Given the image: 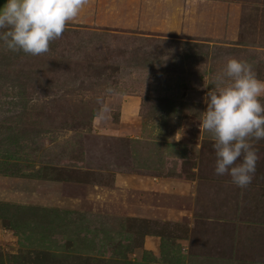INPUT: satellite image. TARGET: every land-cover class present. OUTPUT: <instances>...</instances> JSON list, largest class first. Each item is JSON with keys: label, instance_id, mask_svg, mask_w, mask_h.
Returning a JSON list of instances; mask_svg holds the SVG:
<instances>
[{"label": "rangeland", "instance_id": "obj_1", "mask_svg": "<svg viewBox=\"0 0 264 264\" xmlns=\"http://www.w3.org/2000/svg\"><path fill=\"white\" fill-rule=\"evenodd\" d=\"M233 57L264 81V46L78 24L42 55L0 40V264H264V139L241 188L199 124Z\"/></svg>", "mask_w": 264, "mask_h": 264}, {"label": "clouds", "instance_id": "obj_2", "mask_svg": "<svg viewBox=\"0 0 264 264\" xmlns=\"http://www.w3.org/2000/svg\"><path fill=\"white\" fill-rule=\"evenodd\" d=\"M88 3L89 0H6L0 7V29H6L0 32V40L9 50L42 55ZM208 96L199 124L214 141L215 173L229 175L235 185L245 188L253 179L259 159L251 141L264 139V81L257 78L247 61L229 58Z\"/></svg>", "mask_w": 264, "mask_h": 264}, {"label": "crops", "instance_id": "obj_3", "mask_svg": "<svg viewBox=\"0 0 264 264\" xmlns=\"http://www.w3.org/2000/svg\"><path fill=\"white\" fill-rule=\"evenodd\" d=\"M68 24L264 46V0H89Z\"/></svg>", "mask_w": 264, "mask_h": 264}, {"label": "trees", "instance_id": "obj_4", "mask_svg": "<svg viewBox=\"0 0 264 264\" xmlns=\"http://www.w3.org/2000/svg\"><path fill=\"white\" fill-rule=\"evenodd\" d=\"M237 43V42H236ZM239 44H241V43H239Z\"/></svg>", "mask_w": 264, "mask_h": 264}]
</instances>
